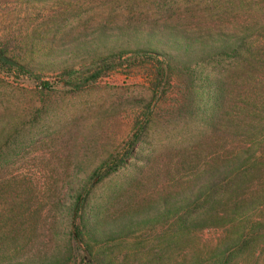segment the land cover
I'll return each mask as SVG.
<instances>
[{
  "label": "rangeland",
  "instance_id": "obj_1",
  "mask_svg": "<svg viewBox=\"0 0 264 264\" xmlns=\"http://www.w3.org/2000/svg\"><path fill=\"white\" fill-rule=\"evenodd\" d=\"M255 18L264 8L253 0H0V39L58 83L93 52L164 50L145 33L153 27L210 42ZM232 63L177 69L135 157L91 190L82 247L70 241L77 196L132 136L152 99L153 66L117 70L73 93L0 74V264H83L86 245L94 264H264V155H245L234 140L224 147L226 109L240 101ZM241 163L244 173L232 178Z\"/></svg>",
  "mask_w": 264,
  "mask_h": 264
},
{
  "label": "trees",
  "instance_id": "obj_2",
  "mask_svg": "<svg viewBox=\"0 0 264 264\" xmlns=\"http://www.w3.org/2000/svg\"><path fill=\"white\" fill-rule=\"evenodd\" d=\"M253 2L258 7L264 8V0H253ZM254 20L253 24L244 25L238 34L226 38L213 36L210 42L200 37H190L184 33L169 34L164 27H159L160 29L153 27L145 33L151 35L150 37L156 36L163 46H167L165 49L168 53L165 49L161 51L147 47L136 49L114 47L108 51L93 52L79 67L64 69L61 77L58 78V83L43 80L39 73H35L31 65L16 59L11 54L7 41L0 39V74L17 82H34L39 88L46 91H52L56 84H61L63 89L71 93L84 91L94 87L101 79L117 70H129L144 63L153 66L152 99L145 106L141 118L135 122L132 136L118 152L111 155L106 162L96 169L87 185L77 196L70 234L72 247L73 245L82 247L86 242L87 230L83 222L81 223V216L91 190L119 169L128 165L129 160L135 157L137 146L146 133L155 108L166 97L176 77L177 69L187 63L193 64L195 60L209 62L215 59H229L230 62H233L231 67L237 71L233 73L238 80L240 79L238 90L240 101L239 103H236V100H232V103L230 101L229 107L226 109L223 121L226 131L223 135L231 141H227L224 147L232 148L231 143L234 140L237 141L238 148H241L245 155L256 157L255 154L258 151L264 155V18H255ZM227 80L228 83L225 82L224 87L227 84L229 86L235 84V80L231 78ZM216 83L217 86L222 84L221 81ZM224 101L225 99L222 100V102ZM216 126L219 128L218 122ZM233 158L234 161H237L235 156ZM248 160L249 157L244 163L247 164ZM241 164L236 169L230 170L229 175L232 178L244 173L242 172L243 164ZM229 185V181L220 183L214 191L226 189ZM207 200L212 201V206H215L219 201L215 193L210 194ZM197 202L199 203V201ZM213 220L220 222L223 219L217 215ZM80 250L83 252L82 263L94 264L93 251L87 245L86 249Z\"/></svg>",
  "mask_w": 264,
  "mask_h": 264
}]
</instances>
